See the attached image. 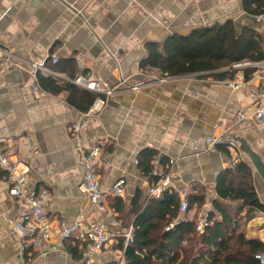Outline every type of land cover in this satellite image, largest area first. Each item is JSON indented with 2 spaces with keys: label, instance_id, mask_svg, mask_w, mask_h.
Here are the masks:
<instances>
[{
  "label": "crops",
  "instance_id": "obj_1",
  "mask_svg": "<svg viewBox=\"0 0 264 264\" xmlns=\"http://www.w3.org/2000/svg\"><path fill=\"white\" fill-rule=\"evenodd\" d=\"M225 25L237 35L250 36L249 30L254 31L259 35L258 50L264 49V13H249L242 0H0V48L11 54H0V148L28 163L29 189L48 193L44 215L53 232L47 243L26 242L20 249L11 221L27 209L9 194L7 174L0 169V264H85L81 244L73 239L61 241L57 223L104 218L80 188V160L95 144L100 147L96 161L100 188L108 204L115 197L111 187L119 178L126 182V204L138 190L147 196V187L154 181L134 162L146 147L172 161L168 172L175 188L210 190L209 211L217 177L232 161L225 144L223 149L206 148V136H219L223 143L242 137L264 162V118L257 120V105L249 96L260 84L247 71L252 67L237 69L233 63V77L223 79L202 73L167 74L165 82L156 80L165 72L140 67L148 43ZM51 54L62 62V69L55 71L59 81L68 80L72 67L65 64L71 58L77 76L106 81L116 92L91 114H86L91 104L87 105V96L74 89L52 93L41 88L45 93L35 94L32 87L38 80L23 61ZM48 59L46 64L53 65ZM217 70H228V66ZM239 74L249 78L241 88H231L227 80ZM135 85L139 87L130 89ZM239 111L245 118L238 119ZM74 123L80 125L79 144L72 137ZM240 157L250 165L264 203L261 176L242 151ZM195 210V206L189 210L187 220ZM202 210L196 212V219ZM244 232L264 242V214L249 220ZM119 243L120 239L111 243L108 254L94 258L92 264H118L114 254L123 249ZM75 244L74 254L69 248Z\"/></svg>",
  "mask_w": 264,
  "mask_h": 264
},
{
  "label": "trees",
  "instance_id": "obj_2",
  "mask_svg": "<svg viewBox=\"0 0 264 264\" xmlns=\"http://www.w3.org/2000/svg\"><path fill=\"white\" fill-rule=\"evenodd\" d=\"M242 6L253 15L264 13V0H242ZM248 30L245 32L250 31V36L237 35L226 25L220 29L197 28L187 35L172 34L161 43L147 44V55L140 67L157 68L170 76L202 73L215 79L233 77V63L244 62L241 60L245 58L251 62L264 60V49L258 50L260 44L255 41L259 35ZM72 60L65 66L69 64L73 70ZM61 65L58 60L47 66L59 72ZM223 66H228V70H217ZM250 69L248 73L253 70ZM72 70L68 71L66 81L39 73L37 80L44 91L52 93L74 89L87 96L89 105L96 94L77 90L70 81L77 76ZM245 78H249L248 74ZM220 148L223 145L217 146ZM156 156V150L149 147L137 154L139 170L152 182L158 178L152 172ZM159 160L161 166L169 165L164 156ZM214 190L216 197L208 212L209 223L202 232L195 230V220L207 197L204 188L189 196L190 209L196 208L192 219L180 221L169 230L165 226L178 214L179 196L175 190L165 191L160 198L144 196L138 190L128 204L119 197L109 200L123 224L133 225V242L124 248V264H259L255 254L264 251V242L244 232L249 220L264 214V203L256 192L250 165L240 158L225 168L218 175ZM119 244L122 248V239ZM75 248L76 244L69 249L75 254Z\"/></svg>",
  "mask_w": 264,
  "mask_h": 264
},
{
  "label": "built area",
  "instance_id": "obj_3",
  "mask_svg": "<svg viewBox=\"0 0 264 264\" xmlns=\"http://www.w3.org/2000/svg\"><path fill=\"white\" fill-rule=\"evenodd\" d=\"M0 54L4 56H11L5 49L0 48ZM49 59L56 63L58 56L51 54ZM41 60H24L27 65V71L37 80V75L40 72L59 76L57 72L52 70L46 64V59ZM245 67H252L253 70L250 74L252 79L260 82L257 90L251 91L249 96L251 100L257 105L255 117L257 120L264 118V60L255 62H239L233 65V68L242 69ZM169 76L163 73L162 76L156 78L159 82H165ZM73 84L86 88L90 91H95L97 97L90 104L86 114L96 113L100 111L106 101V97L116 92L114 86H110L106 81L89 80L82 75H78L72 80ZM245 82L243 74H239L234 78L227 80V84L234 89L241 88ZM139 86H131L130 89H137ZM35 94L43 95L45 92L41 89L38 83L32 87ZM238 119L245 118L243 111L237 112ZM79 123L71 125L72 137L76 144H79ZM206 148L215 149L218 145L225 144L226 148L230 150L231 164L238 161L241 157V150L238 143L229 139L223 143L222 138L215 135H208L204 138ZM79 148V147H78ZM100 147L95 144L80 160L82 169L81 191L87 197L89 202L95 206L100 212L104 214L102 220H77L68 222L61 219L57 223V235L61 241L73 239L81 244V256L85 264H92L93 259L99 256L108 254L109 245L122 239L123 249L116 255L118 264L124 263V248L133 242V225L123 224L119 218L117 211L108 204L106 194L100 188L99 175L96 168V161L99 160ZM160 156L157 155L153 159V174L158 178L147 187V195L153 198H160L165 191L175 190L179 196V207L177 216L165 226V230H169L176 223L187 220V213L190 210L189 196L198 193L197 188H193L190 192L182 189L175 188L170 181L167 166L160 165ZM138 163L137 158L134 160ZM169 162V165H171ZM0 169L4 170L7 174L8 192L14 200L20 205L24 206L27 210L25 213L18 215L11 221V228L17 233L21 242L20 249L25 248L26 242H31L37 246H41L49 241L52 232V227L49 220L44 215V210L48 200V193L45 190L35 191L27 187V176L29 173V165L19 158L14 153L4 154L0 148ZM125 185L124 178H119L111 187L110 193L115 197L122 200L125 198ZM210 190L204 188V194L208 195ZM207 202H204L205 206ZM203 206V208H204ZM208 212H200L195 220V230L202 232L206 225H208ZM255 258L259 264H264V251L256 253Z\"/></svg>",
  "mask_w": 264,
  "mask_h": 264
},
{
  "label": "water",
  "instance_id": "obj_4",
  "mask_svg": "<svg viewBox=\"0 0 264 264\" xmlns=\"http://www.w3.org/2000/svg\"><path fill=\"white\" fill-rule=\"evenodd\" d=\"M235 140L238 143L241 151L249 159L252 167L258 172L264 182V162L261 157L253 149L250 148L244 138L237 137L235 138Z\"/></svg>",
  "mask_w": 264,
  "mask_h": 264
},
{
  "label": "rangeland",
  "instance_id": "obj_5",
  "mask_svg": "<svg viewBox=\"0 0 264 264\" xmlns=\"http://www.w3.org/2000/svg\"><path fill=\"white\" fill-rule=\"evenodd\" d=\"M94 94H96V96L95 97H97L98 96V94L99 93H97V92H95V91H92ZM95 99V98H94ZM169 167L170 166H167V169H169ZM208 199H210V195H207V197H206V201H204V202H207V204L204 206L203 204L201 205V207L203 208V206H204V208H203V210L202 211H200V212H203V211H205V212H209V210H208V208H210L211 207V204H210V200H208ZM203 202V203H204ZM210 206V207H209ZM206 208V209H205ZM188 214V213H187ZM186 216H188V215H186ZM256 217V216H255ZM246 227V226H245Z\"/></svg>",
  "mask_w": 264,
  "mask_h": 264
}]
</instances>
